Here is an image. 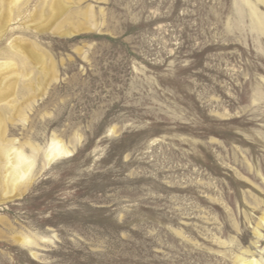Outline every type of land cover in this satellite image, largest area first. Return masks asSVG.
<instances>
[{
  "label": "rangeland",
  "instance_id": "1",
  "mask_svg": "<svg viewBox=\"0 0 264 264\" xmlns=\"http://www.w3.org/2000/svg\"><path fill=\"white\" fill-rule=\"evenodd\" d=\"M2 1L0 264H264V1Z\"/></svg>",
  "mask_w": 264,
  "mask_h": 264
},
{
  "label": "bare ground",
  "instance_id": "2",
  "mask_svg": "<svg viewBox=\"0 0 264 264\" xmlns=\"http://www.w3.org/2000/svg\"><path fill=\"white\" fill-rule=\"evenodd\" d=\"M8 1H10L11 3L12 2L16 3L17 0H8ZM61 4L62 3H60L59 0H55L54 3L51 5V10H53V8H54L53 5H56L55 10L59 11L63 7V6H61ZM5 5L7 6V4H5ZM9 5H11V4L9 3ZM9 5H8V8H9ZM13 5L14 4L12 3L11 6H13ZM15 7H17V6H15ZM1 8H3V7L1 6ZM3 10H4V8H3ZM0 11H1V9H0ZM13 11H15V10H13ZM13 13H12V15H13ZM19 13H20V11H19ZM10 22H11V18H10L9 14H4L3 17L0 15V38H2L1 36L3 35L5 29L7 28L6 26ZM11 46H12V48L15 51H19V52L21 51V50H19L18 44L15 43V44H13ZM9 65H10L9 62L0 63V86L2 84H4V85L6 84V83L3 82V80L5 79L6 76L4 77L5 74H3L2 72L7 67H9ZM8 70H10V69H8ZM14 77H16V76H14ZM14 77H12V78H14ZM7 78H8V75H7ZM11 86H12L11 84L7 85V88L10 89ZM15 86H16V84H15ZM4 99H6V98H4L3 96H0V102H2ZM2 120L3 119H2V117L0 115V141H1V124L3 123ZM69 154H70V151L68 149H66L65 147H63L62 145H60L59 142L52 141L50 143L47 151L45 152V158H46L47 162L50 163V162L54 161L57 158H60V157H63V156H67ZM0 155L1 156L4 155L5 156L4 158H5L6 162H7L6 163V168H4L5 171L3 169V171H4L3 172L4 173V181L2 182V185H1L3 187V189H4V194L8 198L17 197V196L21 195L24 192V190L27 188V186H28V179L25 178V177H26V174L30 171L32 160H31V158L26 157L25 155H23V153L19 152L18 150H12V149L8 150L5 147L2 148L1 146H0ZM4 164H5V162L3 163V165ZM252 263L253 262H244L243 264H252Z\"/></svg>",
  "mask_w": 264,
  "mask_h": 264
}]
</instances>
